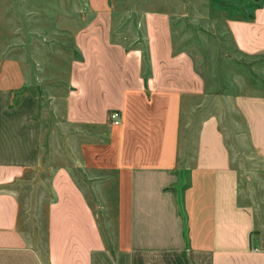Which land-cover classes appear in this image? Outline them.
<instances>
[{
    "label": "crops",
    "instance_id": "0c3cea01",
    "mask_svg": "<svg viewBox=\"0 0 264 264\" xmlns=\"http://www.w3.org/2000/svg\"><path fill=\"white\" fill-rule=\"evenodd\" d=\"M112 22L102 9L74 34L44 252L19 228L14 183L42 172L58 105L0 84V264H264V92L221 114L168 12H144L143 47L115 40ZM226 22L242 56L264 57V3Z\"/></svg>",
    "mask_w": 264,
    "mask_h": 264
},
{
    "label": "rangeland",
    "instance_id": "374dc122",
    "mask_svg": "<svg viewBox=\"0 0 264 264\" xmlns=\"http://www.w3.org/2000/svg\"><path fill=\"white\" fill-rule=\"evenodd\" d=\"M235 0H0V84L27 83L44 106H57V118L48 115L45 165L40 174L20 180L19 228L27 241L45 251L46 214L52 194L48 187L51 168L66 161L62 122L64 95L73 60L82 56L74 34L97 11L110 10L114 39L126 46H144L139 22L144 12L169 13L175 51H185L206 84L207 102L219 113L227 101L243 92H264V57L242 56L234 47L227 19L240 12L228 7ZM212 107V106H211ZM60 123L59 128L53 124ZM49 129L51 132H49ZM63 129V130H62ZM59 151V159L50 155ZM64 157L63 159H61Z\"/></svg>",
    "mask_w": 264,
    "mask_h": 264
},
{
    "label": "trees",
    "instance_id": "16d2710c",
    "mask_svg": "<svg viewBox=\"0 0 264 264\" xmlns=\"http://www.w3.org/2000/svg\"><path fill=\"white\" fill-rule=\"evenodd\" d=\"M235 1V0H234ZM238 4H228V7L240 12L239 16H232L243 19H253L254 11L264 3V0H236Z\"/></svg>",
    "mask_w": 264,
    "mask_h": 264
},
{
    "label": "built area",
    "instance_id": "2783aa9c",
    "mask_svg": "<svg viewBox=\"0 0 264 264\" xmlns=\"http://www.w3.org/2000/svg\"><path fill=\"white\" fill-rule=\"evenodd\" d=\"M110 118L114 124H120L122 119V112L120 109H113L110 111Z\"/></svg>",
    "mask_w": 264,
    "mask_h": 264
}]
</instances>
